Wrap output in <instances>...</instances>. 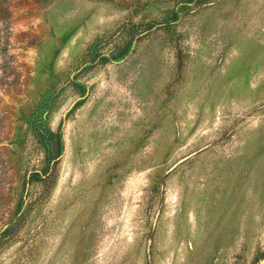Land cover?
Here are the masks:
<instances>
[{
  "label": "rangeland",
  "instance_id": "1",
  "mask_svg": "<svg viewBox=\"0 0 264 264\" xmlns=\"http://www.w3.org/2000/svg\"><path fill=\"white\" fill-rule=\"evenodd\" d=\"M0 264H264V0H0Z\"/></svg>",
  "mask_w": 264,
  "mask_h": 264
}]
</instances>
